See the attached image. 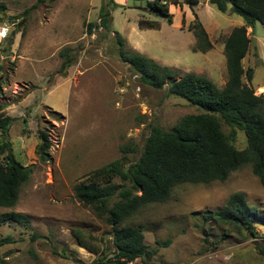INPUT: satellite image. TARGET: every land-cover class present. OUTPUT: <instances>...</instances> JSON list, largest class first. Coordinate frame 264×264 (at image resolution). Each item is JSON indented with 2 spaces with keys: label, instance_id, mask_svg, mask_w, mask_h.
Listing matches in <instances>:
<instances>
[{
  "label": "rangeland",
  "instance_id": "374dc122",
  "mask_svg": "<svg viewBox=\"0 0 264 264\" xmlns=\"http://www.w3.org/2000/svg\"><path fill=\"white\" fill-rule=\"evenodd\" d=\"M115 1L120 5L112 7L109 0H0L6 6L0 15L18 20L0 47V114L16 118L8 139L17 159L33 166L17 205L0 207V213L15 210L32 218L27 226L0 227V236L15 240L0 247V257L9 263L99 264L115 259L108 212L80 202L76 185L122 157L123 145L138 148L127 153L125 167L136 161L153 125L169 130L182 117L202 111L169 94V81L162 89L143 82L120 57L115 31L123 36L127 50L172 68L178 78L192 72L219 87L228 81L225 41L235 26L244 24L242 16L200 0L183 18L184 2L170 0V24L151 12L144 0ZM106 11L111 30L98 25ZM195 14L212 42L207 51L195 50L197 40L190 29ZM141 18L158 21L160 28H141ZM251 30L256 43H251L243 65L254 70L250 84L259 95L264 92V25L257 22L254 33ZM67 57L72 60L63 68ZM243 81L249 83L245 75ZM222 128L230 134L223 120ZM39 129L50 135L49 161L40 160L37 153ZM234 143L239 149L247 146L243 131L237 130ZM113 182L126 184L120 177ZM238 191L264 211V186L251 164L224 181L181 183L168 200L141 207L127 224L141 226L152 256L130 264H264L256 246L263 237L203 217ZM117 200L111 198L107 207ZM257 228L263 231L261 225Z\"/></svg>",
  "mask_w": 264,
  "mask_h": 264
},
{
  "label": "trees",
  "instance_id": "16d2710c",
  "mask_svg": "<svg viewBox=\"0 0 264 264\" xmlns=\"http://www.w3.org/2000/svg\"><path fill=\"white\" fill-rule=\"evenodd\" d=\"M55 0H38L39 3ZM191 8L200 0H182ZM224 13L238 14L244 24L236 26L225 41V55L229 78L223 87H219L207 76L188 72L178 78L177 73L168 66H162L139 52L125 48L121 33L115 31L119 44L120 57L140 74V78L150 86L162 89L169 81L168 93L187 99L202 110L200 113L182 117L171 129L153 125L150 135L138 157L127 168L124 160L127 153L137 152L136 146L123 145L122 157L103 165L89 173L85 180L75 187L78 200L85 205L94 206L99 211L108 212L112 225V241L116 258L99 264H130L137 259L152 256L147 250L141 226L127 224L130 216L141 207L168 200L173 189L181 183H210L224 181L232 172L245 164H251L253 173L264 186V92L256 94L250 82L254 70L245 69L246 57L252 38L248 33L257 22L264 25V0H209ZM110 6L117 7L115 0H109ZM6 8L0 2V12ZM147 8L157 15L173 22V14L168 5L147 3ZM196 15V14H195ZM15 18H12L14 20ZM110 12L101 14L98 24L111 30ZM0 21L8 22L0 15ZM11 21V20H10ZM93 24H90L92 27ZM141 28H160L158 21L145 18L139 20ZM197 46L195 50L207 51L212 42L202 22L196 20L190 25ZM198 48V49H197ZM71 57L63 62L66 68ZM0 65V69H1ZM244 75L249 83L243 81ZM16 118L0 114V207H15L19 200L20 189L33 172V166H25L15 156L9 131ZM222 120L231 127L230 134L222 128ZM237 130L246 135L247 146L239 149L235 145ZM41 140L37 153L40 160L49 161L52 146L47 129H39ZM120 177L124 183L113 182ZM117 197L113 207L107 204ZM205 220L216 219L231 223L250 233L254 238L263 237L256 244L264 257V211L251 205L243 192H234L219 209L209 210L203 215ZM32 218L24 212L10 210L0 213V227L18 223L30 225ZM257 225L263 227L260 232ZM80 243L83 242L80 240ZM15 240L13 236H0V247ZM84 245V244H83ZM0 264H12L0 257Z\"/></svg>",
  "mask_w": 264,
  "mask_h": 264
},
{
  "label": "built area",
  "instance_id": "2783aa9c",
  "mask_svg": "<svg viewBox=\"0 0 264 264\" xmlns=\"http://www.w3.org/2000/svg\"><path fill=\"white\" fill-rule=\"evenodd\" d=\"M147 3H159L162 5H168L173 3L170 0H144ZM18 23V20L14 19L8 22L0 21V30L7 28V31L4 33V35L0 36V47L1 45L8 39L10 33L13 31L14 27Z\"/></svg>",
  "mask_w": 264,
  "mask_h": 264
},
{
  "label": "crops",
  "instance_id": "0c3cea01",
  "mask_svg": "<svg viewBox=\"0 0 264 264\" xmlns=\"http://www.w3.org/2000/svg\"><path fill=\"white\" fill-rule=\"evenodd\" d=\"M184 5H185V7H186V9H184L183 7L180 9L182 12H180V15H182L183 16V18L187 15V11H190V12H192V9H191V7L187 4V3H184ZM236 27V26H235ZM250 30H251V28H249Z\"/></svg>",
  "mask_w": 264,
  "mask_h": 264
},
{
  "label": "clouds",
  "instance_id": "9594fccd",
  "mask_svg": "<svg viewBox=\"0 0 264 264\" xmlns=\"http://www.w3.org/2000/svg\"><path fill=\"white\" fill-rule=\"evenodd\" d=\"M7 31V28H4L2 30H0V36L4 35V33Z\"/></svg>",
  "mask_w": 264,
  "mask_h": 264
},
{
  "label": "water",
  "instance_id": "95a60500",
  "mask_svg": "<svg viewBox=\"0 0 264 264\" xmlns=\"http://www.w3.org/2000/svg\"><path fill=\"white\" fill-rule=\"evenodd\" d=\"M252 42H253V44L256 43V38L255 37H252Z\"/></svg>",
  "mask_w": 264,
  "mask_h": 264
}]
</instances>
